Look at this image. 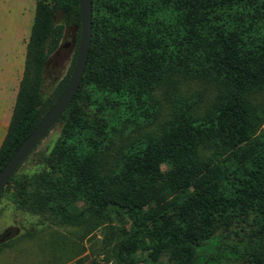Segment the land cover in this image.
I'll return each instance as SVG.
<instances>
[{
  "label": "trees",
  "instance_id": "16d2710c",
  "mask_svg": "<svg viewBox=\"0 0 264 264\" xmlns=\"http://www.w3.org/2000/svg\"><path fill=\"white\" fill-rule=\"evenodd\" d=\"M67 27L78 47V0L36 2L0 170L69 82L75 60L43 97ZM263 93L264 0H92L87 63L60 133L0 199L106 226L120 264H136V246L149 264H264Z\"/></svg>",
  "mask_w": 264,
  "mask_h": 264
},
{
  "label": "rangeland",
  "instance_id": "374dc122",
  "mask_svg": "<svg viewBox=\"0 0 264 264\" xmlns=\"http://www.w3.org/2000/svg\"><path fill=\"white\" fill-rule=\"evenodd\" d=\"M37 1L0 0V24L5 21V27L10 30V40L5 42V48L9 50L10 56L19 55L22 69ZM42 1L49 3V0ZM54 20L62 23L59 14L55 15ZM77 34L76 27H67L59 48L49 57L44 71V98L69 75L76 59ZM195 88L188 85L181 87L183 91L190 92ZM258 100L264 103V93L258 96ZM60 128L59 124L54 126L38 143L21 164L19 173L37 169L39 160L58 137ZM261 129L264 133V124ZM111 208L116 209L113 206ZM127 221L129 228L128 218ZM113 226L115 230L118 229L116 223ZM108 232L104 225L90 232L84 226L65 225L46 214L36 215L18 210L8 191L0 199V264H120L116 257L117 236L110 241ZM148 253L136 246L130 254L136 264H149Z\"/></svg>",
  "mask_w": 264,
  "mask_h": 264
},
{
  "label": "water",
  "instance_id": "95a60500",
  "mask_svg": "<svg viewBox=\"0 0 264 264\" xmlns=\"http://www.w3.org/2000/svg\"><path fill=\"white\" fill-rule=\"evenodd\" d=\"M80 16V35L74 68L69 82L54 105L41 118L30 135L18 146L10 159L0 170V193L27 156L38 143L58 124L61 116L70 105L82 81L92 36V0H78Z\"/></svg>",
  "mask_w": 264,
  "mask_h": 264
},
{
  "label": "crops",
  "instance_id": "0c3cea01",
  "mask_svg": "<svg viewBox=\"0 0 264 264\" xmlns=\"http://www.w3.org/2000/svg\"><path fill=\"white\" fill-rule=\"evenodd\" d=\"M5 26L7 25L3 21L0 24V146L7 133L24 70V67L21 68L19 55L10 56L9 50L5 48V42L10 40V30Z\"/></svg>",
  "mask_w": 264,
  "mask_h": 264
},
{
  "label": "flooded vegetation",
  "instance_id": "af4514ba",
  "mask_svg": "<svg viewBox=\"0 0 264 264\" xmlns=\"http://www.w3.org/2000/svg\"><path fill=\"white\" fill-rule=\"evenodd\" d=\"M62 47H64V45Z\"/></svg>",
  "mask_w": 264,
  "mask_h": 264
}]
</instances>
